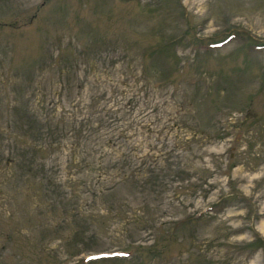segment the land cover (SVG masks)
<instances>
[{
    "label": "rangeland",
    "instance_id": "rangeland-1",
    "mask_svg": "<svg viewBox=\"0 0 264 264\" xmlns=\"http://www.w3.org/2000/svg\"><path fill=\"white\" fill-rule=\"evenodd\" d=\"M0 264H264V0H0Z\"/></svg>",
    "mask_w": 264,
    "mask_h": 264
}]
</instances>
